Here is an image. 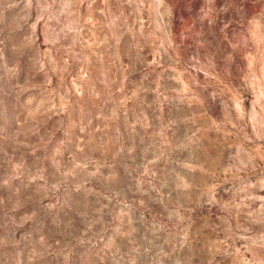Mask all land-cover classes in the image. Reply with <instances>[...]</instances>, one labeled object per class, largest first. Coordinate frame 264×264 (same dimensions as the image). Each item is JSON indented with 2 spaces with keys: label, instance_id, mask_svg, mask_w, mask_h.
<instances>
[{
  "label": "rangeland",
  "instance_id": "obj_1",
  "mask_svg": "<svg viewBox=\"0 0 264 264\" xmlns=\"http://www.w3.org/2000/svg\"><path fill=\"white\" fill-rule=\"evenodd\" d=\"M0 264H264V0H0Z\"/></svg>",
  "mask_w": 264,
  "mask_h": 264
}]
</instances>
